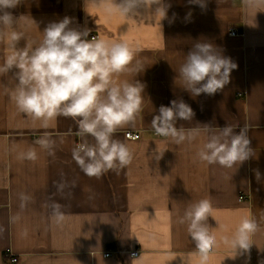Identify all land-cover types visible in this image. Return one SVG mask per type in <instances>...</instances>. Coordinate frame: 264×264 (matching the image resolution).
<instances>
[{"label": "crops", "instance_id": "0c3cea01", "mask_svg": "<svg viewBox=\"0 0 264 264\" xmlns=\"http://www.w3.org/2000/svg\"><path fill=\"white\" fill-rule=\"evenodd\" d=\"M165 2L171 5L167 18L159 22L157 17L155 23L108 16L96 7L88 8L89 15L85 0H22L11 10L14 17L29 16L36 23L25 31L29 40L64 17L72 18V27L127 40L145 69L118 79H138L145 88L135 124L114 134L132 148V162L96 178L87 176L72 157L81 142L73 118L59 116L49 128H41L17 110L7 91L12 83L0 77V264H183L181 257L189 254L195 264V244L177 219L189 202L204 198L212 202L209 226L217 228L218 221L226 230L218 238L234 230L243 216L260 225L247 253L233 258V252L220 246L211 253L210 264H264V10L249 12L243 0H206L204 8L189 0ZM231 27L236 36H229ZM201 40L237 67L223 90L193 97L183 89L178 70ZM25 43L22 39L18 46ZM5 51L0 43V63ZM180 99L195 115L192 121L178 120L177 127L210 125L218 130L230 124L239 132L247 125L254 155L227 169L198 161L203 133L192 144L156 138L153 116L161 105ZM128 131L141 132L142 138L131 141L125 136ZM46 133L55 140L51 154L35 145ZM31 146L38 158L18 160L17 152ZM158 153L163 155L157 160ZM21 192L32 197L23 209ZM240 193L247 196L245 201H239ZM53 203L64 214L60 223L51 218ZM110 250L111 256L105 257ZM9 252L16 262L5 259Z\"/></svg>", "mask_w": 264, "mask_h": 264}, {"label": "clouds", "instance_id": "9594fccd", "mask_svg": "<svg viewBox=\"0 0 264 264\" xmlns=\"http://www.w3.org/2000/svg\"><path fill=\"white\" fill-rule=\"evenodd\" d=\"M21 2L0 0V43L6 49L0 63V77H7L12 83L7 90L10 100L19 112L33 123L38 122L41 128H49L59 116L73 118L81 142L74 146L72 157L87 176L99 178L109 170L118 172L127 167L133 160V150L114 134L124 126L135 124L142 111L145 85L138 79L118 78L126 72L144 71L143 61L136 59V50L123 38L96 35L89 39L91 30L72 27L73 20L69 17L50 22L38 38L29 40L25 31L36 23L29 16L17 18L11 12ZM189 2L206 7V0ZM243 4L249 12L264 10V0H243ZM89 7L101 9L108 16L118 14L130 20L155 23L157 17L159 22L167 18L171 5L165 0H85V11L90 15ZM187 15L190 17L191 13ZM22 39L26 43L19 47ZM236 67L212 43L196 41L179 67L178 79L193 97L211 96L224 89ZM194 115L191 106L182 99L172 100L170 106L159 107L151 120V128L156 136L175 145L192 144L203 133L206 140L197 148L196 158L208 165L231 169L254 155L247 125L239 132L230 124L218 130L210 125L190 129L176 126L178 120L192 121ZM35 145L51 154L55 140L46 133ZM162 155L156 154L155 159ZM37 158L34 146L17 152V159L21 161ZM260 175L257 171V180ZM18 199L23 209L32 197L21 192ZM51 207L52 220L62 222L61 206L53 203ZM211 211L212 202L204 198L189 202L177 219L179 225L186 226L188 237L195 244V264H210L211 253L220 246L233 252V258L247 253L260 230L255 218L243 216L234 230L218 238L217 233L226 230L218 221L217 228L209 226ZM12 219L18 220L19 216ZM181 258L183 264H193V254Z\"/></svg>", "mask_w": 264, "mask_h": 264}, {"label": "built area", "instance_id": "2783aa9c", "mask_svg": "<svg viewBox=\"0 0 264 264\" xmlns=\"http://www.w3.org/2000/svg\"><path fill=\"white\" fill-rule=\"evenodd\" d=\"M98 34H92L90 33L89 34V39H91L93 36H96ZM237 35V32H236V29H234L233 27L230 28V31H229V36H236ZM155 134V133H154ZM125 136L127 139L131 140V141H134V140H140L142 138V133L141 132H125ZM156 138H163V137H158L155 135ZM247 198V196L244 194V193H240L239 195V201H245ZM111 250L109 252H107L105 254V257L109 258L111 256ZM138 254L139 252H134L132 253V256L133 257H138ZM6 256L10 258L11 262H16L17 261V258L16 257H13V255L9 252V253H6ZM12 256V257H11Z\"/></svg>", "mask_w": 264, "mask_h": 264}, {"label": "trees", "instance_id": "16d2710c", "mask_svg": "<svg viewBox=\"0 0 264 264\" xmlns=\"http://www.w3.org/2000/svg\"><path fill=\"white\" fill-rule=\"evenodd\" d=\"M5 259H6L7 261H9V257L5 256Z\"/></svg>", "mask_w": 264, "mask_h": 264}]
</instances>
